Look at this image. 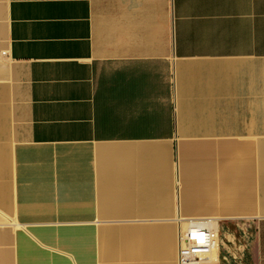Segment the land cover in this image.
Wrapping results in <instances>:
<instances>
[{"label": "crops", "instance_id": "0c3cea01", "mask_svg": "<svg viewBox=\"0 0 264 264\" xmlns=\"http://www.w3.org/2000/svg\"><path fill=\"white\" fill-rule=\"evenodd\" d=\"M264 264V0H0V264Z\"/></svg>", "mask_w": 264, "mask_h": 264}, {"label": "built area", "instance_id": "2783aa9c", "mask_svg": "<svg viewBox=\"0 0 264 264\" xmlns=\"http://www.w3.org/2000/svg\"><path fill=\"white\" fill-rule=\"evenodd\" d=\"M216 220L188 218L177 235V264H203L209 261L218 235Z\"/></svg>", "mask_w": 264, "mask_h": 264}, {"label": "bare ground", "instance_id": "6f19581e", "mask_svg": "<svg viewBox=\"0 0 264 264\" xmlns=\"http://www.w3.org/2000/svg\"><path fill=\"white\" fill-rule=\"evenodd\" d=\"M214 220H216V219H214ZM213 250V249H212ZM211 255V254H210Z\"/></svg>", "mask_w": 264, "mask_h": 264}]
</instances>
